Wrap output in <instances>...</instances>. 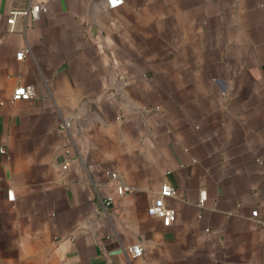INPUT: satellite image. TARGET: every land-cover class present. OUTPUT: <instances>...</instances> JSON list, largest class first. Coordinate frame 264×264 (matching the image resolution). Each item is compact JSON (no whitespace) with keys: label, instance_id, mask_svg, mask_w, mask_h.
<instances>
[{"label":"crops","instance_id":"crops-1","mask_svg":"<svg viewBox=\"0 0 264 264\" xmlns=\"http://www.w3.org/2000/svg\"><path fill=\"white\" fill-rule=\"evenodd\" d=\"M147 263L264 264V0H0V264Z\"/></svg>","mask_w":264,"mask_h":264},{"label":"built area","instance_id":"built-area-1","mask_svg":"<svg viewBox=\"0 0 264 264\" xmlns=\"http://www.w3.org/2000/svg\"><path fill=\"white\" fill-rule=\"evenodd\" d=\"M105 7L107 9H116L122 6L125 3V0H104ZM42 4L37 3L30 5L26 9H13L10 12V17L8 18V23L13 26L16 18L18 16H31L33 19H39L41 14ZM25 57V51H20L17 53L18 59H23ZM35 95L34 89L29 86L20 85L16 87L13 93V99H29ZM72 127V121L69 119H65L61 123V128L69 130ZM69 164L67 162L64 163L63 167L67 168ZM110 175L113 179L119 180V174L116 171H110ZM130 187L123 184L122 182H118L116 185V192L117 196H122L128 191H130ZM177 193V189L167 183L164 182L161 185L159 196L153 201V203L149 206L148 212L151 215L158 216L162 218L163 223L165 225H170L176 219V211L172 208H169L165 204V199L167 197L174 196ZM9 198H14L12 191H9ZM207 200V193L206 191L202 190L200 194V204L204 205L205 201ZM113 202V197H109L105 200V206H108ZM253 216H258V210L253 211ZM129 254L132 258H137L143 254V245L141 243L133 244L127 247ZM151 264V263H147Z\"/></svg>","mask_w":264,"mask_h":264}]
</instances>
